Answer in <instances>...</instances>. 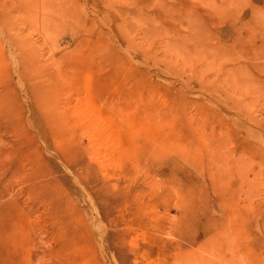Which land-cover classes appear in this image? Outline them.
<instances>
[{
    "label": "rangeland",
    "instance_id": "rangeland-1",
    "mask_svg": "<svg viewBox=\"0 0 264 264\" xmlns=\"http://www.w3.org/2000/svg\"><path fill=\"white\" fill-rule=\"evenodd\" d=\"M0 264H264V0H0Z\"/></svg>",
    "mask_w": 264,
    "mask_h": 264
}]
</instances>
